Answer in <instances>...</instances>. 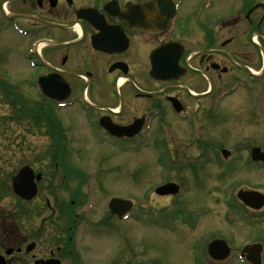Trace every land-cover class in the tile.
<instances>
[{"label": "rangeland", "instance_id": "374dc122", "mask_svg": "<svg viewBox=\"0 0 264 264\" xmlns=\"http://www.w3.org/2000/svg\"><path fill=\"white\" fill-rule=\"evenodd\" d=\"M183 1L184 9H192L193 0ZM237 1L200 0L220 17L237 9ZM10 31L0 34V48L10 43L4 35L17 34L13 27ZM30 72L22 52L16 60L0 61V75L8 87V95L0 92L2 242L10 247L21 237L34 236L42 251L59 252L64 264H243L235 260L243 243H264V208L250 210L237 198L241 188L264 193V167L250 159V148L264 149V113L263 118H255L242 99L230 101L231 105L227 99L215 121L203 122L199 139L178 123L166 128L162 139L169 141L179 160L161 163L156 141L123 150L85 139L88 124L77 106L54 108L52 114L61 127L52 123L49 102L32 89ZM226 84H216V91ZM234 103L237 108L228 119L221 117ZM33 110L39 111V117ZM68 112L80 117H69L71 121L66 122ZM67 125L75 127L71 138L66 134L71 130L64 129ZM58 132L63 133L64 142L55 143ZM205 141L210 142L205 145L210 150L205 149ZM223 148L231 152L228 160L221 155ZM195 156L200 158L194 169L189 161ZM181 162L188 163L187 168L180 167ZM24 166L46 177L38 194L27 201L17 200L10 190L12 176ZM170 181L181 185L182 194H155L157 186ZM113 197L133 201L129 219L119 221L110 213L108 203ZM179 208L182 212L178 213ZM80 220L86 222L77 226ZM103 222L111 228L104 230L99 225ZM216 238L227 240L232 247L226 262L217 263L208 256L207 245ZM78 250L83 254L81 260Z\"/></svg>", "mask_w": 264, "mask_h": 264}, {"label": "flooded vegetation", "instance_id": "af4514ba", "mask_svg": "<svg viewBox=\"0 0 264 264\" xmlns=\"http://www.w3.org/2000/svg\"><path fill=\"white\" fill-rule=\"evenodd\" d=\"M107 1L0 0V34L11 32L12 20L27 33L26 36L4 35L14 45L3 44L0 61L16 60L22 52L23 60L35 64L28 66L30 81H35L32 87L41 78H59L69 83L71 102L60 110L77 106L83 112L88 124L85 139L107 142L116 148L141 144L148 139L156 141L155 145L164 144L169 154L175 156L169 141L162 139V132L178 123L190 129L194 139H199L196 129L205 120L215 121L227 99V104L242 99L255 118H263L259 106L264 96V0H238L237 9L221 17L212 6L205 10L200 0H193L189 10L184 9L183 0L181 3L175 0L178 11L173 25L159 33L130 26L121 18V14L127 13L128 0H117V11L105 9ZM87 8L93 10L79 17V12ZM93 20L98 22V27L91 23ZM98 35L101 47L107 48L105 45L111 38L113 46L96 48L92 39ZM167 45H171L170 50L161 58L170 61L173 68H179L177 78L171 81L156 79L151 74L152 53ZM30 50L32 53L26 57ZM222 81L227 84L216 91V84ZM7 88L0 75V92L8 94ZM219 92L227 94L217 104ZM48 102L51 122L61 127V121L52 114L54 106ZM233 106L221 117L228 119L237 108L236 103ZM35 112L39 117V111ZM66 116L67 122L70 118H79L80 114L68 112ZM103 124L141 131L134 136L119 137ZM74 128L68 125L64 128L71 130L65 131L70 138ZM70 138L66 136L67 140ZM64 140L63 133H56V143ZM50 160L56 168L54 157ZM35 172L42 173L36 169ZM45 178L44 173L40 179L36 178L38 190ZM100 225L104 230L111 228L107 222ZM71 240L72 236L67 248ZM2 241L0 255L5 264H35L51 258L60 259L64 264L57 255L59 252L42 251L34 236L19 238L10 246L14 250L10 254L6 253L9 245ZM30 244L33 247L28 250Z\"/></svg>", "mask_w": 264, "mask_h": 264}, {"label": "water", "instance_id": "95a60500", "mask_svg": "<svg viewBox=\"0 0 264 264\" xmlns=\"http://www.w3.org/2000/svg\"><path fill=\"white\" fill-rule=\"evenodd\" d=\"M106 8H116L115 3L106 6ZM130 10V15L127 16V19L136 20V25L144 28V11L147 9L152 10V31H159L162 29H167L170 26V22L172 16L174 15V7L168 4L165 0H157V1H148L144 4H136L129 5L127 7ZM148 28V27H147ZM155 64V62H154ZM157 74L163 75V70L159 65L156 68ZM166 76H162V78H169V73H165ZM47 88V87H46ZM58 94L53 93L49 94L55 100L64 101L68 98L70 90H67V87L61 89L59 85L57 86ZM48 89V88H47ZM53 90V89H52ZM225 156H228V153L224 151ZM252 158L255 161H264V152L260 149H254L252 151ZM40 178V175H38ZM13 191L14 193L23 198V199H31L35 196L37 189L34 183V175L33 172L29 168L22 169L14 178H13ZM178 191V187L175 184H166L159 187L156 192L160 195L166 194H175ZM238 197L247 205L260 209L264 206V195L260 194L256 191H240ZM132 207V202L123 200V199H113L110 202V208L113 213L118 216H122L126 211H129ZM246 252L248 253V259L253 264H261V255L262 251L261 245H252L247 247ZM209 253L214 259L221 260L225 259L230 254V248L224 240H215L209 244ZM44 264H61L59 261H48Z\"/></svg>", "mask_w": 264, "mask_h": 264}]
</instances>
